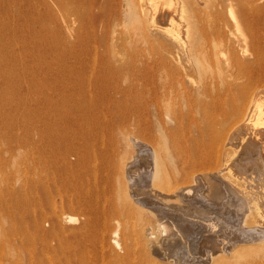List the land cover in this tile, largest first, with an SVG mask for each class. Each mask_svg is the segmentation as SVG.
<instances>
[{
	"label": "bare ground",
	"instance_id": "bare-ground-1",
	"mask_svg": "<svg viewBox=\"0 0 264 264\" xmlns=\"http://www.w3.org/2000/svg\"><path fill=\"white\" fill-rule=\"evenodd\" d=\"M113 1L0 0V15L16 12L21 20L28 18L26 3L46 19L74 14L58 24L62 39L87 44L70 51L77 70H118L124 77L125 67L136 68L125 50L114 48L123 42L114 35L116 18L95 22L94 12L120 8L139 24L149 21L129 45L140 38L153 49L152 103L119 108L116 116H104L100 134L91 132L100 146L89 147V157L101 160L110 183L90 195L104 207L103 224L88 220L73 233H0V264H264V35L258 31L264 0ZM176 12H190L191 21L177 24ZM94 31L95 43L113 47L108 55L88 52L86 34ZM10 33L0 29L2 39ZM101 82L90 84L103 88ZM143 116L152 118L154 143L141 138ZM112 201L121 204L116 225L100 233ZM118 210L137 226L126 228ZM62 219L77 221L67 214ZM55 226L61 228L59 217Z\"/></svg>",
	"mask_w": 264,
	"mask_h": 264
},
{
	"label": "rangeland",
	"instance_id": "rangeland-1",
	"mask_svg": "<svg viewBox=\"0 0 264 264\" xmlns=\"http://www.w3.org/2000/svg\"><path fill=\"white\" fill-rule=\"evenodd\" d=\"M203 9L208 11L205 7L201 11ZM25 12L27 20L14 17L16 12L0 15V29L11 32L10 38L0 37V233H73L88 220L97 226L105 219L104 207L94 200V194L109 189L110 183L105 181L99 165L101 160L89 157V147L100 146L91 132L100 134L105 127L104 116H116L119 108L152 103L148 90L151 87L148 61L153 50L151 41L139 38L135 46L129 45L131 40L140 37L149 21L139 24L133 21L135 14L120 8L93 13L95 22L101 18H116L120 29L117 31L115 27L114 35L123 42L114 48L126 52L122 55L128 56L125 58L128 63L135 60L136 68L125 67L123 72L127 75L121 77L123 74L118 70L114 75V71L111 74L109 70L100 73L91 68L74 69L70 51L74 47L81 52L87 44L75 38L62 39L58 24L74 19V14L63 11L62 16L51 15L46 19L27 3ZM180 14L176 12L173 17L177 24L191 21L190 12ZM222 16L228 19L230 11L223 10ZM229 24L234 32L233 25ZM134 27L140 32L136 28L133 33ZM258 31L264 35V29ZM97 32L86 34L87 42L91 43L88 52L108 55L113 47L95 43L91 38ZM101 80L103 88L90 84ZM139 81L141 86L137 87ZM88 94L94 97L89 99ZM151 120L150 116L141 118V126L147 129L141 138L154 143L148 130ZM95 175L99 181L94 180ZM106 197L109 199V192ZM112 204V208L106 205L110 217L100 233H111L116 225L115 206L121 204L114 205L113 201ZM121 212L118 210L120 222L126 228H135V218L123 217ZM64 214L74 216L77 221H64ZM58 217L61 228L53 229Z\"/></svg>",
	"mask_w": 264,
	"mask_h": 264
}]
</instances>
